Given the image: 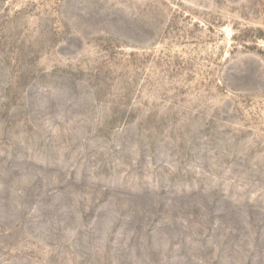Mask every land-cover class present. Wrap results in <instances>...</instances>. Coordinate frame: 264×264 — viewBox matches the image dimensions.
Here are the masks:
<instances>
[{
	"label": "rangeland",
	"instance_id": "obj_1",
	"mask_svg": "<svg viewBox=\"0 0 264 264\" xmlns=\"http://www.w3.org/2000/svg\"><path fill=\"white\" fill-rule=\"evenodd\" d=\"M0 264H264V0H0Z\"/></svg>",
	"mask_w": 264,
	"mask_h": 264
}]
</instances>
